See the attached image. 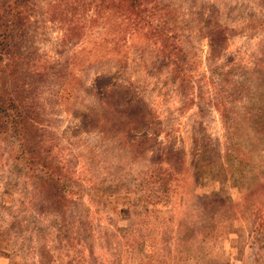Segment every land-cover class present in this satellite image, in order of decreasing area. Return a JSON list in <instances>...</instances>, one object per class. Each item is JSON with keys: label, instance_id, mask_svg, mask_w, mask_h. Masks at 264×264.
Listing matches in <instances>:
<instances>
[{"label": "rangeland", "instance_id": "1", "mask_svg": "<svg viewBox=\"0 0 264 264\" xmlns=\"http://www.w3.org/2000/svg\"><path fill=\"white\" fill-rule=\"evenodd\" d=\"M145 1V35H118L103 4L111 21L88 11L68 39L48 15L80 1L32 0L12 66L46 74L31 96L70 188L53 211L0 144V264H264V0ZM114 83L141 112L88 129Z\"/></svg>", "mask_w": 264, "mask_h": 264}, {"label": "trees", "instance_id": "2", "mask_svg": "<svg viewBox=\"0 0 264 264\" xmlns=\"http://www.w3.org/2000/svg\"><path fill=\"white\" fill-rule=\"evenodd\" d=\"M79 1L83 5V13L75 14L62 10L59 16L55 17L54 15L51 18L48 15L49 11L46 12V16L48 15L52 21L61 25L62 28L60 29L69 36L68 39L74 37L72 32L75 29V23L80 18L86 20L87 17H90L88 11L92 10L94 16L90 18L96 22H99L100 19L111 21L114 15L110 27L113 26L118 29V35L130 31L134 32L136 36L145 35V25L149 20V16L145 14L148 10L145 7V0H108L109 3L106 4L105 1L107 0ZM103 4L105 8L111 11V17L105 18L104 15H100L98 9ZM33 5L32 0H0V144L3 143L11 154L13 165H21L26 174L30 175V178L39 180L38 184L36 183V188L41 194L50 196L48 201L54 211L59 210L62 208V204L67 203L65 195L66 190L70 188L71 178L69 176L68 179L63 170H60L56 163V155H50L52 147V144L48 143L50 137H48V133L45 135L43 133L46 130H43L41 126L42 115L36 109L35 101L32 100L31 96L32 89H35L38 79H43L46 74H34L33 70H28L29 72L25 75L14 70L12 66L18 63L19 59L15 58V54L19 51L17 42L20 34L26 32L31 24ZM60 6L58 5L57 8ZM113 21L116 23L113 24ZM79 28L77 27V29ZM212 30L209 41L211 55L214 56L218 47L221 49L224 47V42H222L223 28L216 24ZM117 41L120 42L119 38ZM176 51L179 54L182 52L181 50ZM183 69L182 65H176V82L185 84L189 80L183 74ZM33 75L37 77L30 83L29 79ZM132 87L131 84L124 85L122 83L108 85L106 88L108 93L101 105L102 110L104 106H106V110L90 112L91 114H88L90 116H86L85 119L86 127L92 130L107 131L106 128L113 129L117 123L121 124L120 122L124 121L125 117H129L128 122L132 121L130 116H135V113L130 114V112L132 110L137 113L141 112V107L138 106L141 102L131 93ZM129 93L132 94L133 98L128 97ZM118 94H121L119 98L123 99L121 108L119 106L113 107L110 102V99ZM124 94H127V97ZM125 107H127L128 114L124 109ZM100 114L103 116H99ZM136 127L129 126V131L137 134L144 132V130H139ZM262 139H264V135L259 137V141L262 142ZM42 148L45 149L41 151Z\"/></svg>", "mask_w": 264, "mask_h": 264}]
</instances>
